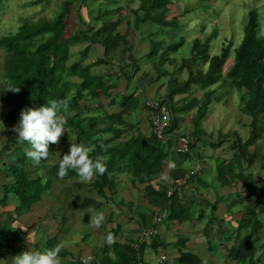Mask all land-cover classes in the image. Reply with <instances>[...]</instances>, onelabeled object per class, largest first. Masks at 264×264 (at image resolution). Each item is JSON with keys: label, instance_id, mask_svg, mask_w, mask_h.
<instances>
[{"label": "trees", "instance_id": "trees-1", "mask_svg": "<svg viewBox=\"0 0 264 264\" xmlns=\"http://www.w3.org/2000/svg\"><path fill=\"white\" fill-rule=\"evenodd\" d=\"M104 1L109 5H117V8L105 10L103 13L99 10L93 22L127 11L133 15V19L127 21L125 33L119 31V27L126 20L124 15L95 28L92 22L84 21L81 15L88 0H58L52 16L38 20L24 18L16 32L0 35V102L8 109L0 121V132H15L13 129L20 121L21 110L45 106L53 99H69L65 129H71V133H66L63 137L68 140L73 136L75 143L93 146L91 157L95 159L97 155L105 156L107 166V172L102 176L97 175L89 184L97 192V199L86 198L81 204L73 203V207L84 209L96 205L102 208L111 204L120 210L127 207L128 217L135 220L143 232L140 237H123L120 229L111 230L108 233L113 234L114 242L111 245L105 244L95 253V260L90 264H136L139 261L145 264L146 248L167 250L173 246L158 233L146 236L147 232L158 230L162 224L169 226L170 223L190 222L197 210H201L198 220L207 218L206 210L209 207L215 211L216 206L204 199L183 205L181 194L185 186L178 184L180 180L189 177L187 185L198 180L208 187L201 171H190L185 168V163L192 159V152L204 136L211 141L217 137V141L210 145L214 149L224 146L232 139V154L225 159H216V173L217 180L223 187L236 182L243 185L244 193L240 195L246 196V199L245 203H239L242 218L236 221V226L221 217L208 218L204 234L207 235L209 227L214 223H224V241L234 240L236 245L229 249L227 258L237 264H264L261 259L264 255V174L258 178L250 171L255 165L261 167L264 164V34L261 33L259 11L255 8L248 11L240 45L234 48L232 43L225 44L218 55L210 54L211 43L218 36L217 29L203 40L196 38L192 43L190 56L182 58L180 62L171 55H176L185 45L184 36L173 42L166 38L149 39L148 58L153 60V69L158 79H166L165 94L159 101L168 107L172 115L165 139H159L153 132L146 136L137 125L126 121L138 109L136 92L126 91L120 94L119 99H113L107 105L98 104L97 108L106 116L103 123L100 116L85 113L83 100L85 96L98 99L114 91V76L109 71L115 67L118 68L120 76L125 78L127 85L135 80L141 70L134 56L135 39L140 26L152 23L165 29L181 28L179 19L168 18L173 0H140L137 8L125 9L118 4V0ZM7 2L8 0H0V15ZM33 3L37 6L46 5L50 0H34ZM74 21H78L80 25L74 24ZM131 30L134 34L132 43L129 41ZM37 40L41 42L37 44ZM123 45L126 46L124 65L118 67L115 56ZM92 47H97L100 51L99 57L94 60L89 57ZM233 49L234 63L224 72V66ZM74 53L80 54V60L69 65L70 55ZM86 61L92 62L93 67L84 68L83 63ZM166 64L176 66V69L170 72L164 69ZM71 77H77L81 82L75 83L70 80ZM226 87H233L241 93V112L252 119L249 136L246 138L237 131L209 134L201 127L211 104L216 101L215 95ZM15 88H20V91H9ZM195 89L201 91L200 97L195 94ZM178 96L180 97L177 98ZM149 110L154 112L150 108ZM193 111L194 131L192 135H185L182 132V123L185 116ZM125 135H130V139H124ZM182 138L189 139V151L178 154L177 149ZM101 143L106 146V151L100 148ZM25 144L26 146L21 147L15 137H11L5 147L0 148V156L5 152V161L0 171L10 179L3 186L4 195L0 206H7L8 197L12 195L16 200L15 212L30 210L50 191L52 178L71 181L78 186L85 185L78 181L79 177L73 170H69L63 180L59 179L57 173L60 161L52 167V178L41 174L39 170L42 166L27 159L25 149L30 146ZM56 146L50 145V154ZM199 158L201 160L203 157ZM167 164L177 165L169 174L173 181L171 184L163 177ZM28 166H35L37 172L32 175ZM122 175L133 186H146L145 205L115 199ZM155 180L156 186L153 185ZM106 190L112 191L110 197H107ZM197 205L204 206L198 209ZM153 206H159L160 210H155ZM161 216L165 217L157 222ZM18 233L15 227L0 223V256L4 249L14 256L24 252L19 239L17 240ZM42 240L44 239L35 244L34 251L53 249L58 242L56 237L48 238L43 243ZM178 242L185 245L184 239ZM208 242L210 250L213 251V242ZM179 253L176 264H204L193 252L181 250ZM59 256L68 257L69 253L64 249Z\"/></svg>", "mask_w": 264, "mask_h": 264}, {"label": "rangeland", "instance_id": "rangeland-1", "mask_svg": "<svg viewBox=\"0 0 264 264\" xmlns=\"http://www.w3.org/2000/svg\"><path fill=\"white\" fill-rule=\"evenodd\" d=\"M33 1L34 0H8L6 7L4 8V10L2 11L0 15V35L5 34L7 32H16L19 28L21 20L24 18L38 20L42 17L52 16L56 9V4L58 3V0H50L49 4L37 6L33 3ZM75 3L78 4V2H75ZM118 4L123 6L124 9L125 8H137L140 4V0H118ZM109 8H114V7L109 5L104 0H88V2L86 3V6H84L81 10V15L84 21L92 22L93 19H95V17L99 13V10L100 12H102L103 10H108ZM253 8L257 9L260 13L261 33L264 34V0H173L172 4L170 5V14L168 18L170 20L175 19V18L179 19L181 28L178 30L174 28L166 29L165 38L169 40V38L171 37L172 39H170V42H173L175 40L177 41L180 38V36H184L186 43L177 54V57L182 59L190 55L192 43L196 38H201V40H203L205 39L206 36L210 35L214 31V29H217L218 36L211 43L210 54L212 56L218 55L220 54L225 44L232 43L234 48H237L240 45L244 37V25H245L247 13L250 9H253ZM123 15L125 16V19L128 21L133 19V15L129 14L127 11H123L122 13H120L119 15L111 19H117L119 16H123ZM103 19L107 20L108 17H105ZM74 24H78V26L80 25L78 21H74ZM123 26H125V24H123ZM141 27H142V30L144 31H146L147 29V33L150 31V29L152 30V28L148 29L147 25L146 27L141 25ZM141 27L138 29V33L136 34L137 37L135 39V43L138 42L139 36L141 35ZM69 29H70V24H69ZM133 40H134V34L131 30L130 35H129V41L133 42ZM40 42L41 40L40 41L37 40V44ZM234 58H235V53L233 49L231 57L228 59L227 63L224 66V72H227L231 68V66L234 63ZM73 59L76 60L78 59V57L75 56V58ZM124 60H125V55H124V59L116 60V63H117L116 66L119 67L123 65L122 62H124ZM170 69L173 70L174 66L173 68L170 67ZM112 71H109V72L111 74L114 73V75L120 76V74L118 73L119 70L117 67H115L114 70ZM183 76L186 77L187 74H184ZM122 83L123 82L119 83L121 87H118V88L120 90H114V91L109 92V95H108L109 101L113 99H119L120 94L125 93V89ZM194 91L198 97L202 95L199 89H195ZM105 98L106 96L103 97L102 100ZM215 99L217 102L215 101L211 104L210 106L211 113H209V116L202 123L201 127L205 129L207 133L209 134L218 135L219 133L237 131L244 138L249 136L250 128L247 122L250 120V118L241 112V108L243 106V102L241 100V93L237 91L236 89H234L233 87L231 88L226 87L224 90L219 91V93L215 95ZM147 109L149 108L147 107ZM7 111L8 109L6 108V106L5 105L3 106V104H1L0 102V118H2V116L4 117ZM150 113L151 112H149V121H150ZM194 113L195 111L186 115L185 121L182 123V132H184L185 135H192V132L194 131V126L192 124ZM102 115H103L102 119L106 120L105 113H102ZM19 122L20 121H18L16 125H18ZM146 125H149V123L148 124L146 123ZM65 134L66 133H64V135ZM63 136L60 139V143L53 149L52 153L49 156L48 161H44V162H41V164H39L42 166V169L39 170L40 173L44 174L45 176L49 178H52L51 171H52L53 165H55L57 161H60V159H62L65 154H69L71 144L74 143V138H72L69 142V140H66V138ZM11 137H15V141L18 143L19 146L21 147L26 146L25 143L19 142L17 132H14L13 134H11L7 130H2L0 132V148H4ZM204 137L202 138L203 139L202 142H200L199 144L201 148L203 147L200 150L201 153H205V154L212 153V152L214 154L217 153V155H220L219 158L221 159H225L226 157L231 156L232 152L230 150V144L232 143V139H229L224 146L214 149L209 145H211L213 141L216 142L217 137L215 136L213 141H211L209 138H206V137L204 138ZM263 142H264V138H263ZM15 147L16 145L14 146V148ZM202 160L204 161L203 158ZM4 161H5V152L3 151L0 156V170H2ZM28 170L31 172L32 175L35 172H37L35 166L34 167L28 166ZM250 171L256 174L258 178H261L264 174V164L261 165V167L259 165H255L252 169H250ZM206 175L203 174L201 176L202 178L206 179ZM215 175H216V172L214 174H211L209 177L215 181ZM52 180L53 181H52L51 189L45 195V196H48V200H47L48 204L45 207L43 206L42 208V209L46 208L47 211L39 212L37 216L22 217V220L33 221V219H36L37 217L38 219H40V220L37 219L36 224L32 225L30 229L32 232L34 230H37L38 236H39L38 242L40 241V239H44L42 240V243L45 242V240H47L48 238L50 239V236H55L56 234L58 233L60 234L61 232L64 233L65 232L64 230L65 228H67V225H68V223L66 224V222L73 221L75 222L77 229L80 231V236L82 240L84 241V242H81L82 241L81 240L79 243L89 244L90 241H92V238L89 239V236H86V234L91 233V232L93 233L94 227H91L89 225L91 220H85L84 217H81L79 219L73 217V214L76 213V210L78 209L74 208L72 204L77 203L78 201L81 200V198L91 197L90 192H93L92 188L91 189L89 188L77 189V188L71 187L75 185L74 182L59 181L54 178H52ZM165 180L170 184L173 182L170 178V175L168 179L165 178ZM216 181L218 182V180ZM216 181L215 183H217ZM8 182H10V179L6 178V176L2 173V171H0V199H2L4 195L3 186L6 185ZM239 185H240V188L243 187L241 183ZM239 185H238V188H239ZM128 190H130V188ZM123 191L124 190H122V193ZM233 191L235 192V190ZM241 191L242 192H238V191L236 192L238 194V197L235 199H239V202L236 203L233 201V203L237 207L240 205L239 203H242V202L245 203L246 196L240 195V193H244L243 188ZM214 195L215 197L218 196L215 193V191H214ZM205 197L208 198V193L206 194ZM124 198L130 200L133 197L124 195L123 199ZM235 201H238V200H235ZM234 204L231 205V207H233ZM203 206L204 205L202 206L197 205L196 207L198 209H201L203 208ZM225 207L227 208L228 206L226 205ZM113 209L118 212V215L121 214L119 211L125 212L127 214L129 213V210L127 207H122V210H119L113 204L109 206H104V208L99 209V210L97 209V211L102 212L105 216H107L105 223L102 226L103 231H106L107 229L112 228L113 221L112 219L109 220V216L112 214ZM238 209L239 208H235V211L237 212ZM223 211H224V208L222 209L217 208L214 211L212 210V208L209 207L206 210V213L207 215L208 214L211 215L209 218L221 217L220 214H224ZM200 212L201 210H197V213L194 217V221L198 223H202L203 228H204V224H207L209 220H208V216L205 219L198 220V217L200 216L199 215ZM236 212L233 211V213H236ZM24 213L26 212L25 211L22 212V214ZM94 214L96 215L97 213H94ZM128 216H126V218L130 220ZM67 217H68V220H67ZM116 224L118 226L120 225L118 222H116ZM121 224L122 226H124L123 232L132 233V234H135V236L141 235V233H139L140 229L138 230V225L136 224V222L131 224V222L127 221V223H125L124 221H122ZM195 225H197V223ZM214 225L217 227L216 231L218 233L216 236L217 238H219V240L214 239V241H212L211 240L212 236L209 235V233H207V235L202 234V237L204 238L205 243L207 245L206 246L207 250L205 249V251L207 253L209 252V254L212 253V254L218 255L219 253L223 255V252H224V254L228 255L227 248L228 246L230 247V243H226V246L223 249H221V245L220 243H218L221 241L220 239L222 238L223 233H224V223L222 224V223L216 222L214 223ZM210 229H211V226L209 227V230ZM112 230L114 231L116 229H112ZM18 231H20L19 228H18ZM110 231H107V233ZM202 231L204 233V229H202ZM97 236H100V235H96V237ZM18 239H19V244H22L20 242L19 233L17 235V240ZM209 240L213 242L212 244L213 251H211L209 248V244H208ZM224 242H227V241H224L223 239L222 244H224ZM71 245L76 246L75 244H72V243ZM65 246H68V243L62 242V240L58 239V242L55 248L59 247L62 251L65 249ZM216 258L217 256L215 257V259ZM222 259L223 258H221L220 260ZM231 263H234V261ZM0 264H6V260L3 256H0Z\"/></svg>", "mask_w": 264, "mask_h": 264}, {"label": "crops", "instance_id": "crops-1", "mask_svg": "<svg viewBox=\"0 0 264 264\" xmlns=\"http://www.w3.org/2000/svg\"><path fill=\"white\" fill-rule=\"evenodd\" d=\"M111 6L114 8H109L108 10H113V9L117 8V5L116 6L111 5ZM104 11L105 10H103L101 13H103ZM116 16L117 15H108V16H106V17H108L107 20L102 19L101 21H98V22L92 21V23L95 26V28H99L106 21L116 20V19H111V18H114ZM119 17H121V16H119ZM127 21L128 20L124 21L122 23V25L119 27V31L122 34L125 33V31L127 29ZM123 24H125V26H123ZM146 25H147L148 29L152 28V30L150 29V31L147 33V29H146V31H144V30H142V27L140 26L141 27V35L139 36L138 42L135 43L134 56L138 60L140 68H141V70L137 74L135 80L133 82H131L129 85H127V82L123 76L114 75V73L111 75L114 76L113 83L116 87L114 90H120L118 88V87H121L119 85V83L123 82L122 85L125 89V92L126 91L136 92V95L138 98V109L131 116L127 117L126 121L128 123H132V124L137 125L138 129L142 133H144L146 136H150L152 134L151 124L149 121L150 110L147 109L146 102H147V100H158V99L163 97V95L165 94L166 79L165 78L158 79L157 73L153 69V60L148 58V55L150 53L149 39L152 38L154 40H162L166 36V34H165L166 29L163 27H159V26L152 24V23L143 24L142 26L146 27ZM168 29H170V28H168ZM170 39H172V38L170 37L169 40ZM130 43H132V42H130ZM125 48H126V46L123 45L120 48V50L118 51L117 55L115 56V64H117L116 60L124 59ZM99 53H100V51L97 47H92L90 50V54H89L90 59H92V60L96 59L97 57H99ZM177 54L171 55V57H175L178 60V62H180L181 59L179 57H177ZM75 56H77L78 59L74 60L73 58H75ZM189 56H186V58ZM79 60H80V54H77V53L71 54L70 59H69V65L74 64L75 62H77ZM122 63L124 65V62H122ZM83 67L84 68L93 67V64L90 61H86L85 63H83ZM170 67L173 68V66H169V64H166L164 66V69H166L170 72H173L176 69V66H174L173 70H171ZM70 80L75 82V83L81 82V79H79L77 77H71ZM74 90L75 89L73 88L72 91H74ZM70 96H71V94H70ZM105 96L106 95H102L98 99H93L90 96H85L84 100H83V108H84L85 113L87 115H90V116H100L102 118L103 117L102 113H104V112L102 110L98 109L97 107H98V104L107 105L108 102H110L108 96H106V98L102 100V98ZM179 97L180 96H178L177 98H179ZM3 106H4V104H3ZM209 113H211V109H209L208 114H207L205 119H207V117L209 116ZM247 117H249V116H247ZM249 118H250V120L247 122V124H249V126H250L252 119H251V117H249ZM2 119H3V116H2V118H0V121ZM205 119L203 120V122L205 121ZM102 121L104 122L105 120L102 119L101 123H103ZM147 121H149V122H147ZM146 123L147 124L149 123V125H146ZM67 130H68V132H67ZM67 130L65 133H67L69 135L71 133V129L68 128ZM130 137H131L130 135H125L124 139L128 140V139H130ZM72 138H74V137L72 136L71 139ZM71 139L70 138L68 139L69 142ZM74 143H75V140H74ZM199 144H198L197 148L192 152V154H193L192 159L185 163V168L189 169L190 171H195V170L201 171V175L207 174L206 175L207 180L205 178H204V180L207 183L208 187H206L203 183L199 182L198 180H193L192 182H189L188 185H186L182 189V192H183L181 194L182 204L186 205L191 201L196 202L199 199H204V200L210 202L212 205L216 206V209L217 208L218 209L224 208V211H223L224 214H220V216L225 218L227 221L232 222L236 226V221L240 220L242 218V214L239 211L240 207L239 206L237 207L233 203V201L236 203L239 202V199H235L238 197L236 192L237 191L242 192L241 190L243 187L240 188V185H239L240 182H236L234 184H231L230 186H224V187L221 186L219 184V182L216 181L217 180V173L215 175V181L217 183H215V181L212 178H210L209 176L216 172V159L219 158L220 155H217V153L214 154L213 152L212 153H206V154L201 153L200 150L203 147L201 148ZM195 151H197V152H195ZM208 152H210V151H208ZM199 157H203L204 164H202L203 160L202 159L200 160ZM176 168H177V165L167 164L164 168V171H163V177L168 179L170 172H172ZM156 181L157 180H155L153 182V185H155V186L157 185ZM210 181H211V183H210ZM238 185H239V188H238ZM71 187L72 188L74 187L77 189H84V188L91 189V186H89V184L87 185L86 183H85V185H82V186H78L76 184V185L71 186ZM129 188H130V190H128ZM122 190H124L123 193H122ZM145 190H146L145 185L133 186L132 183L128 180V178L125 175H122L121 176V182L118 185V188H117L116 193H115L116 194L115 199L117 201L124 200L128 203H135L136 205H145L147 203V201L145 200V197H144ZM233 190H235V192ZM202 191H203V193H202ZM214 191L218 195L217 197H215ZM243 191H244V188H243ZM111 193H112V191L106 190L107 197H110ZM204 193H205V195H204ZM207 193H208V198L205 197ZM90 194H91V197H86V198L97 199V192L96 191L90 192ZM45 195L43 196V198L39 202H37L34 206H32V208L30 210L25 211L26 213H24V214H22V212H20L18 214H17V212H15L16 200L12 195L8 197L9 201H8L7 206H5V207L0 206V223H5V224H8V225L15 227L17 229L18 228L20 229L19 238H20V242L22 243L21 246H22V249L24 250V252L30 251L31 249L33 251L35 250V244L38 242L39 236H38L37 230H34L32 232L30 227H32V225L36 224L38 217L36 219H33V221L22 220V217L37 216V214L39 212H46L47 211L46 208L42 209L43 206L45 207L48 204L47 203L48 196H45ZM47 195H49V194H47ZM124 195H127L129 197H133V198H131L130 200L125 199V198L123 199ZM86 198L85 197L81 198L80 201H78V202L76 201L77 202L76 204H81L83 202V200ZM135 198H136V200H135ZM235 200H238V201H235ZM233 204H234V206L231 207V205H233ZM226 205L228 206L227 208L225 207ZM72 206H73V204H72ZM72 206H71V208H72ZM102 208H104V207H102ZM102 208H98L96 205H94V206H88L84 209H78V210H76V213L73 214V217L77 218V219L84 217L85 220H91V215H95L94 213H100L99 211H97V209L99 210ZM153 208L157 211L160 210L159 206H153ZM235 208H239L237 212L235 211ZM233 211L236 213H233ZM119 212L121 214L118 215V212L113 209L112 214L109 216V220L112 217V221H113L112 228H109L107 230L105 229L106 231H103V229H102L103 225H102L100 228H94L93 233L91 232V233L86 234V236H89V239L92 238V241H90L89 244L79 243L82 240V238L80 236V231L77 229L75 222H73V221H70V222L67 221L66 222V224L68 223L67 228H65V230L62 229L65 231L64 233L61 232L62 234L58 233L55 236H50V239H53L54 237H56L57 239L62 240V242L68 243V246H65V250L69 253V256L68 257H64V256L60 257L59 256V258L61 260V264H70V263L83 264L81 262L82 259L88 258V257H95V253L99 252L105 246V244H107L106 233H107V231H110L112 229H120V231H121L120 235L122 234L123 237H125V236L140 237V236H142L143 232L141 230H139L140 229L139 225L135 220H134V222H136V224L138 225V230H139V233H141V235L135 236V234L123 232L124 226H122V224H121L122 221H124L125 223H127V221H128V222H131V224L134 222H133V220L130 221L131 219L128 220L126 218V216H128L127 213L121 212V211H119ZM69 213H70V211H69ZM212 213H213V211H212ZM207 216L209 218L211 215L208 214ZM104 217L106 220L107 216L104 215ZM38 220H40V219H38ZM67 220H68V217H67ZM105 220H104L103 224L105 223ZM192 221L186 222L184 224L170 223L169 226L162 224V226H160V228L158 230H156V234L158 233L167 242L173 244V246H170V248L167 250L162 249V248H159L156 250H153L151 248H146L145 253H144L145 264H176V259L179 256L180 250L193 252V253L197 254L202 259L204 264H237L235 261H234V263H231L233 261L228 259L227 258L228 255L224 254V252H223V255H221L219 253H218V255L217 254L215 255L212 253L209 254V252L207 253L205 251L207 245L205 243L204 238L202 237V234H204L202 229L205 228L206 224H204V228H203L202 223L195 222L194 219ZM116 222H118L120 225L118 226L116 224ZM196 223H197V225H195ZM216 228L217 227L215 225H212L211 229L208 230L209 235L212 236L211 237L212 241H214V239L219 240V238H217V236H216L218 233L216 231ZM31 233H32V236H31L30 245H29L27 238ZM96 235H100V236L96 237ZM178 239L179 240L184 239L185 245H183V243L178 242L179 241ZM223 239H224V233H223L222 238L220 239L221 241L218 242L221 245V249L225 248L226 243H230V247L228 246V248H227L228 251L233 246H236L234 240L229 241V242H224V244H222ZM81 242H84V241L82 240ZM71 243L75 244L76 246L71 245ZM2 252L3 253H1V256H3L5 258L6 264H12V258H14L15 256L7 249H4ZM216 256H217V258L215 259ZM162 257H165L166 259L162 260ZM221 258H223V259L220 260ZM261 259L264 262V255H262Z\"/></svg>", "mask_w": 264, "mask_h": 264}, {"label": "clouds", "instance_id": "clouds-1", "mask_svg": "<svg viewBox=\"0 0 264 264\" xmlns=\"http://www.w3.org/2000/svg\"><path fill=\"white\" fill-rule=\"evenodd\" d=\"M9 91L19 92L20 88ZM69 113V99L50 100L45 106L39 108H27L20 114V122L13 129L18 133L19 142L27 143L30 147L25 149V155L33 164L39 165L48 161L50 145H58L61 137L66 132V115ZM104 151L106 146L99 145ZM93 146L82 143H72L69 154H65L59 162L58 178L63 180L69 170L76 172L81 183L91 184L97 175L107 172L105 156L91 157ZM105 220L102 212L91 215L90 226L100 228ZM32 233L27 240L30 245ZM107 243L114 241L112 233L106 236ZM59 247L45 249L43 251H25L12 258V264H61Z\"/></svg>", "mask_w": 264, "mask_h": 264}, {"label": "built area", "instance_id": "built-area-1", "mask_svg": "<svg viewBox=\"0 0 264 264\" xmlns=\"http://www.w3.org/2000/svg\"><path fill=\"white\" fill-rule=\"evenodd\" d=\"M146 106L150 109H152L154 112L150 113V123H151V129L152 132L159 138V139H165V134L167 129L170 127L171 120H172V115L170 110L168 109L167 106L162 105L159 100H147ZM189 139L182 138L180 139V146L177 149L178 154H184L189 151ZM194 172H192L193 174ZM187 179L180 180L179 181V186H186L187 185V180L189 177H186ZM172 192H170V195ZM165 216H161L158 218L156 221L161 222V220ZM156 231L150 230L147 232L146 236H151L155 235ZM166 259L165 257H162V260ZM95 260V257H88L84 258L81 260L83 264H90L92 261ZM136 264H144V262L139 261Z\"/></svg>", "mask_w": 264, "mask_h": 264}]
</instances>
